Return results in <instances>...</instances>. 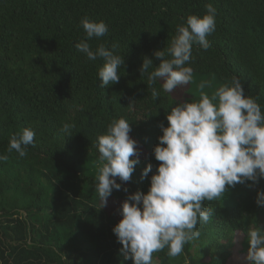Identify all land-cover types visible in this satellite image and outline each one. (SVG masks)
<instances>
[{"label":"trees","instance_id":"1","mask_svg":"<svg viewBox=\"0 0 264 264\" xmlns=\"http://www.w3.org/2000/svg\"><path fill=\"white\" fill-rule=\"evenodd\" d=\"M207 4L217 9L216 30L207 36V50L193 45L188 66L222 85L237 76L244 95L259 97L264 111V0H0V155L8 157L0 162V264H133L112 231L122 219L121 204L148 192L161 163L153 149L171 107L200 99L165 93L160 80L148 86L140 68L145 57L159 66L157 50L170 59L177 26L206 14ZM84 17L108 25L106 35L86 42L92 50L115 46L123 56L118 83L101 87L103 58L89 61L75 48L86 40ZM153 88L160 93L155 100ZM119 118L130 124L140 162L128 182L115 178L121 189L101 208L97 137ZM65 123L72 135L62 131ZM24 128L34 130L35 146L20 157L7 149ZM149 163L152 172L142 178ZM228 187L204 202L214 214L198 223L199 238L176 257L167 247L154 252L153 264H229L238 244L248 254L247 229L264 228V207L256 203L264 178Z\"/></svg>","mask_w":264,"mask_h":264},{"label":"clouds","instance_id":"2","mask_svg":"<svg viewBox=\"0 0 264 264\" xmlns=\"http://www.w3.org/2000/svg\"><path fill=\"white\" fill-rule=\"evenodd\" d=\"M203 16L189 15L186 23L177 26L176 35L167 48L154 52L160 59L154 67L152 59L145 57L140 68L141 76L147 74L148 86L162 81V90L173 93L178 87L188 85L193 70L188 63L192 47L199 44L207 50V36L216 30L217 9L207 4ZM86 40L75 44L87 60L103 58L98 70L101 87L119 82V69L123 56L115 54L100 44L92 50L86 41L100 38L109 31L103 21L81 19ZM150 69H152L150 71ZM203 89L204 85H200ZM152 98L160 93L153 88ZM259 97L244 95L241 80L233 76L229 83L220 86L211 97L201 91L198 101L177 102L167 114L168 126L160 125L162 135L154 147L155 159L160 161L151 176L148 192L137 191L127 196L119 209L122 219L112 231L122 245L125 260L133 264H153L152 254L168 248V255H180L185 244L199 238L198 223H208L214 208L205 207V201H214L226 192L227 186L247 181L258 182L264 178V111ZM72 125L65 123L62 131L71 134ZM131 127L124 118L113 119L106 133L97 137V149L103 162L96 177L95 191L101 208L107 205L113 190H120L121 182L131 179L139 161L138 142L130 137ZM35 132L24 128L14 134L7 151L15 150L24 157L26 148L34 144ZM130 157H136L130 159ZM0 155V162L6 161ZM151 163L143 169L142 178L152 172ZM127 192L128 189L124 188ZM256 203L264 207V191L257 192ZM249 243L247 260L250 264H264V228L247 229Z\"/></svg>","mask_w":264,"mask_h":264},{"label":"rangeland","instance_id":"3","mask_svg":"<svg viewBox=\"0 0 264 264\" xmlns=\"http://www.w3.org/2000/svg\"><path fill=\"white\" fill-rule=\"evenodd\" d=\"M201 84L204 85L203 89H201L200 87ZM220 86H222V84L218 81V79L213 74L211 73L198 74V73L193 72L191 82L186 86L178 87V89L175 90L172 94L178 97L183 93H189V94H196L197 96L200 97V93L201 91H203L204 93L209 95V97H211L213 93ZM226 188H229V187L226 185ZM227 191L228 190L226 189L225 194L227 193ZM236 239H237L236 241L241 240V235L239 233L236 234ZM239 249H240V246L238 244L235 247L234 255L231 257L229 264H249V261L247 260V255L240 253Z\"/></svg>","mask_w":264,"mask_h":264}]
</instances>
